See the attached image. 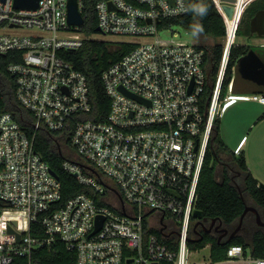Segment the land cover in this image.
Returning <instances> with one entry per match:
<instances>
[{
    "label": "built area",
    "instance_id": "1",
    "mask_svg": "<svg viewBox=\"0 0 264 264\" xmlns=\"http://www.w3.org/2000/svg\"><path fill=\"white\" fill-rule=\"evenodd\" d=\"M214 1L226 23L225 50L202 110L206 49L160 36L174 25L160 26L163 19L188 13L187 0H77L83 25L70 24L69 0H39L36 8L0 0V54H21L7 67L16 96L33 113L36 131L41 124L61 131L75 120L77 156L63 167L92 190L57 205L61 182L36 150L35 133L0 107V264H43L42 249L60 241L75 252V264H190L198 184L215 120L231 101L264 103L261 93L236 94L235 74L221 96L230 50L255 0L231 2V18L222 8L228 2ZM90 8L97 32L136 45L102 74L111 101L106 120L75 118L92 109L90 87L62 54L93 38L84 30ZM98 219L102 225L94 232ZM199 264H264V257L232 244L224 259Z\"/></svg>",
    "mask_w": 264,
    "mask_h": 264
},
{
    "label": "trees",
    "instance_id": "2",
    "mask_svg": "<svg viewBox=\"0 0 264 264\" xmlns=\"http://www.w3.org/2000/svg\"><path fill=\"white\" fill-rule=\"evenodd\" d=\"M189 11L186 15L163 19L162 25H179L191 33L197 43L207 51L208 79L201 95V107L205 110L206 101L216 85L221 62L224 56V44L220 42L226 35V23L223 14L217 7L214 0H187ZM207 9L206 15H201L199 9ZM264 9V0H255L245 12L249 11L247 36H251L250 20L255 13ZM90 17L86 19L85 32L93 35L97 32V19L90 8ZM243 18V17H242ZM241 28V23L238 32ZM205 38H212L217 42L206 45ZM111 41L105 39L88 38L82 47L76 50H63L62 54L73 63L74 67L82 71L88 80L92 109L89 112L78 113L76 119L106 120L109 114L111 101L105 91L102 81L103 72L114 62L121 59L130 52L136 45L129 41ZM253 46L249 44H235L230 50V55L222 84V98L227 93L234 71L240 67V62ZM20 55V56H19ZM20 61V52L11 51L0 54V107L13 113L15 118L22 124L30 134L35 133V147L42 157L50 164L52 171H55L61 182L62 197L57 205H62L73 196L86 192L92 193L91 187L81 183L72 173L63 167L66 158L74 159L77 156L75 147L71 142V135L75 127V120H69L61 131H51L45 125H40L35 130V117L33 113L25 108L16 96V79L8 71V65L12 61ZM234 87V85H233ZM264 115H262L263 117ZM220 117L215 120L214 133L210 140L198 184L197 209L202 211V218L210 221L216 219V224L221 221V227L234 229L240 222V217L247 205L243 192H248L255 204L264 206V189L259 186V180L255 178L246 162L244 152L236 153L230 149L220 137ZM221 152L231 156V164L236 169V176H243V187H239L230 175L227 166L223 167V177L218 178V166L221 162ZM235 177V176H234ZM102 203V202H99ZM0 206L5 202L0 199ZM247 215L242 221L238 233L227 243H219L216 236L206 234L200 240H191L190 247L199 250L210 244L211 258L214 261L224 259L227 249L232 244H242L250 248L254 256L264 257V228L254 227L253 229L245 223ZM195 220L192 235L197 234L198 226L195 227L198 219ZM147 226V223H145ZM157 233L156 229H147L146 233ZM33 233L34 225H33ZM246 235H249L247 238ZM200 237V236H199ZM197 237V238H199ZM43 264H75V252L67 249L65 243H54L50 248L42 249Z\"/></svg>",
    "mask_w": 264,
    "mask_h": 264
},
{
    "label": "rangeland",
    "instance_id": "3",
    "mask_svg": "<svg viewBox=\"0 0 264 264\" xmlns=\"http://www.w3.org/2000/svg\"><path fill=\"white\" fill-rule=\"evenodd\" d=\"M248 16L249 11L245 12L243 14V18L241 20V28L239 32L237 33L236 43L237 44H244V43H252L255 45H261L264 44V36H257L254 35L252 37H249L246 35L247 33V26H248ZM160 36L163 39H173L175 42H187V43H197V39L188 31H186L183 27L179 25H173L171 28L164 29L160 32ZM93 38L97 39H105L108 40L110 37H106L102 35L100 32H96L93 34ZM114 40H123V39H130V38H123V37H116L112 38ZM114 40H109L112 43V46L115 44ZM217 42L216 40L212 38H205V44L206 45H212L213 43ZM220 42H223V40H220ZM251 94V93H247ZM259 105L255 102H244L239 101L235 105L231 106V108L227 111V113H222V132L220 134V137L225 136L228 140L229 146L234 149L235 145L239 142L241 135L244 134L245 128L242 121L241 114L250 111L253 108ZM244 111V112H243ZM236 148L234 149V151ZM231 156L227 154L226 152H221V162L218 166V178L222 179L223 177V167L227 166L229 169V173L231 176H233L234 182L238 184L239 187H243V176H236V169L233 168L231 162ZM243 196L246 199V202L248 204L255 203L254 200L251 198L248 192H243ZM167 218H170V215L168 214L166 216ZM153 218V215H148L146 220L150 223V219ZM155 220V218H154ZM154 222V221H153ZM248 239L249 235H246ZM211 259V250L208 247H204L199 250H195L190 256H189V262L190 264H199L201 261H208Z\"/></svg>",
    "mask_w": 264,
    "mask_h": 264
},
{
    "label": "crops",
    "instance_id": "4",
    "mask_svg": "<svg viewBox=\"0 0 264 264\" xmlns=\"http://www.w3.org/2000/svg\"><path fill=\"white\" fill-rule=\"evenodd\" d=\"M254 35L255 34H252L249 37ZM249 45L253 46V48H251L241 60L240 67L247 70L248 75L256 78L257 80L248 81V83L241 82L239 88L247 89L250 92H236V94H264V44L254 46L252 43H249ZM239 101L255 102L259 105L256 106L258 108H253L250 111L248 110L247 112L241 114L245 130H243L244 134L241 135L239 142L235 145V152H244L250 172L259 180V183H264V116L262 117V115H264V103L252 99H237L228 103L223 112L227 113L231 106L235 105ZM221 116L220 120L222 119ZM222 125L223 121L221 120L220 134L222 132ZM222 137L227 146L232 149L228 144L227 138L225 136ZM234 149L232 150L234 151Z\"/></svg>",
    "mask_w": 264,
    "mask_h": 264
},
{
    "label": "water",
    "instance_id": "5",
    "mask_svg": "<svg viewBox=\"0 0 264 264\" xmlns=\"http://www.w3.org/2000/svg\"><path fill=\"white\" fill-rule=\"evenodd\" d=\"M224 1L228 2V3H224L222 5V8H223L224 12L226 13V15L229 18H231L232 15H233V12H234V7L230 3L231 2H235V0H224ZM15 5L19 6V7H25V8H36L39 5V0H15ZM68 6H69L68 9H69V22H70V24L83 25L84 24V17H83V15L81 14V12L78 9L77 0H69ZM96 30L99 31L100 27L97 26ZM250 30H251L252 34H255L257 36H264V9L258 10L255 13V15L251 18V20H250ZM252 80L254 81V80H257V79L253 78V77H250V75H248L247 70H244L242 67H240L236 71V74H235V77H234L233 91L235 93L236 92H238V93L250 92L247 89L239 88V86H240L241 82L242 83H244V82L248 83V81H252ZM131 96L135 97V98H138V97H136L135 95H132V94H131ZM210 99H211V97H209V99H208L207 106H208V104L210 102ZM207 108L208 107H206V113L205 114H207ZM89 169H91L93 172H95L99 176V173L94 168L89 166ZM53 174L58 177V175L56 174L55 171H53ZM259 186L264 189V183L261 182L259 184ZM251 209L255 210L257 212V209L255 207L249 206L247 204L245 209H244V211H243V213H242V215H241V217H240L239 224L232 231L229 232V229L226 228V227L220 229V230H223V232H224L223 235L229 233V238L227 240L223 241V243L229 242L238 233V231L241 228L242 221H243L244 217L246 216L248 211L251 210ZM194 216L199 219L198 222L196 223L195 227H197L200 223H202L203 221L206 220V218H202V211L199 210V209H195L194 210ZM258 217H259V214H258ZM215 221H216V219H213V222H215ZM220 224H221V221H219V225ZM101 225H102V220L98 219L97 226H96L94 232L97 231L101 227ZM9 230L11 231L12 228H10ZM162 230L163 229H161V231ZM220 238L218 239L219 243L222 242ZM191 240L192 239H190V241Z\"/></svg>",
    "mask_w": 264,
    "mask_h": 264
},
{
    "label": "flooded vegetation",
    "instance_id": "6",
    "mask_svg": "<svg viewBox=\"0 0 264 264\" xmlns=\"http://www.w3.org/2000/svg\"><path fill=\"white\" fill-rule=\"evenodd\" d=\"M248 204V203H247ZM249 206L255 207L257 209V212L255 210H249L246 214V224L250 228L258 227V228H264V206L257 205L255 203L248 204ZM259 214V217H258ZM198 232L197 234L193 235V240L200 241L202 240L206 234H211L213 236L217 237V240L220 238L221 241H225L229 238V233L223 235V230H220L224 227H221V224L219 225V222L216 224V221L213 222V220L206 219L202 223L198 225ZM229 229V228H228ZM233 229H229V232ZM200 236V237H199ZM199 237V238H197Z\"/></svg>",
    "mask_w": 264,
    "mask_h": 264
},
{
    "label": "clouds",
    "instance_id": "7",
    "mask_svg": "<svg viewBox=\"0 0 264 264\" xmlns=\"http://www.w3.org/2000/svg\"><path fill=\"white\" fill-rule=\"evenodd\" d=\"M199 13H200L201 15H206V13H207V9L204 8V7H201V8L199 9Z\"/></svg>",
    "mask_w": 264,
    "mask_h": 264
}]
</instances>
